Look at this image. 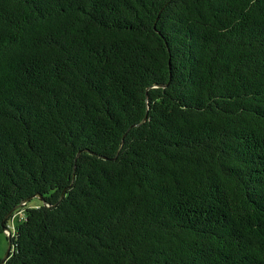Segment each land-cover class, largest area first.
<instances>
[{
  "label": "trees",
  "instance_id": "16d2710c",
  "mask_svg": "<svg viewBox=\"0 0 264 264\" xmlns=\"http://www.w3.org/2000/svg\"><path fill=\"white\" fill-rule=\"evenodd\" d=\"M21 212L5 264H264V0H0Z\"/></svg>",
  "mask_w": 264,
  "mask_h": 264
},
{
  "label": "rangeland",
  "instance_id": "374dc122",
  "mask_svg": "<svg viewBox=\"0 0 264 264\" xmlns=\"http://www.w3.org/2000/svg\"><path fill=\"white\" fill-rule=\"evenodd\" d=\"M39 199H34L31 201V205H36L39 203ZM23 216V213H18L13 220H11L9 222V229L14 232V227L17 225L19 218H21ZM8 232H5L3 234H0V261L4 258V256L7 253L8 250V245H9V241H8Z\"/></svg>",
  "mask_w": 264,
  "mask_h": 264
},
{
  "label": "water",
  "instance_id": "95a60500",
  "mask_svg": "<svg viewBox=\"0 0 264 264\" xmlns=\"http://www.w3.org/2000/svg\"><path fill=\"white\" fill-rule=\"evenodd\" d=\"M37 197H39L41 200H43V197L42 196H38L37 195ZM16 209H13V211L12 212H14ZM11 212V213H12ZM3 231H4V233L5 232H8L9 233V235H8V241H9V245H8V250H7V253H6V255L4 256V258L0 261V264H5L6 263V261L8 260V258L10 257V254H11V250H12V232H11V230L8 228V227H5L4 226V228H3Z\"/></svg>",
  "mask_w": 264,
  "mask_h": 264
}]
</instances>
